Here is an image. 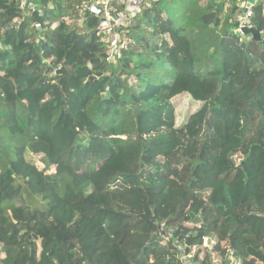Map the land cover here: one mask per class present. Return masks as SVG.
<instances>
[{
  "label": "trees",
  "instance_id": "1",
  "mask_svg": "<svg viewBox=\"0 0 264 264\" xmlns=\"http://www.w3.org/2000/svg\"><path fill=\"white\" fill-rule=\"evenodd\" d=\"M21 1L0 0V264H219L206 239L264 264V0L260 39L239 0H147L119 58L92 0Z\"/></svg>",
  "mask_w": 264,
  "mask_h": 264
},
{
  "label": "built area",
  "instance_id": "2",
  "mask_svg": "<svg viewBox=\"0 0 264 264\" xmlns=\"http://www.w3.org/2000/svg\"><path fill=\"white\" fill-rule=\"evenodd\" d=\"M147 0H92L90 7L101 14L97 29L104 35L107 42L108 53L113 58H119L129 45V40L121 35V28L131 24L133 17L140 11ZM261 0H239L240 13L237 15L239 22L237 30L241 35H246L244 28L253 27L251 17L254 14V5ZM85 5V6H84ZM83 6L86 7V4ZM122 7L119 10V7ZM20 7L23 10L33 11L34 4L31 0H22ZM227 8V5L226 7ZM185 258V256L183 257Z\"/></svg>",
  "mask_w": 264,
  "mask_h": 264
},
{
  "label": "rangeland",
  "instance_id": "3",
  "mask_svg": "<svg viewBox=\"0 0 264 264\" xmlns=\"http://www.w3.org/2000/svg\"><path fill=\"white\" fill-rule=\"evenodd\" d=\"M179 85L180 86L176 90L178 95L174 97V103L176 105V110H177V120L178 122H181L182 120L186 118V116L189 113L195 111L196 108L199 106V103L196 100H194L193 97L189 94L190 90H194L198 92V82L193 78H189V79L180 81ZM31 156L34 160L40 163L39 156L37 155H31ZM8 215L9 214H6L7 217ZM205 242H206L205 244L208 250L212 252L214 261L218 262L219 264L222 263V259L220 258L218 253L215 250L211 249L212 242H208L207 239Z\"/></svg>",
  "mask_w": 264,
  "mask_h": 264
},
{
  "label": "water",
  "instance_id": "4",
  "mask_svg": "<svg viewBox=\"0 0 264 264\" xmlns=\"http://www.w3.org/2000/svg\"><path fill=\"white\" fill-rule=\"evenodd\" d=\"M244 32L246 34L252 33L254 39H260L261 38L260 31L255 27H246V28H244Z\"/></svg>",
  "mask_w": 264,
  "mask_h": 264
},
{
  "label": "crops",
  "instance_id": "5",
  "mask_svg": "<svg viewBox=\"0 0 264 264\" xmlns=\"http://www.w3.org/2000/svg\"><path fill=\"white\" fill-rule=\"evenodd\" d=\"M119 7V10L122 8V7H120V6H118Z\"/></svg>",
  "mask_w": 264,
  "mask_h": 264
}]
</instances>
